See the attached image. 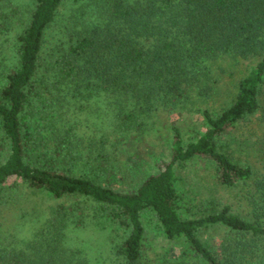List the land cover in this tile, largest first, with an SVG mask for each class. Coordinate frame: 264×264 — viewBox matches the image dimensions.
Listing matches in <instances>:
<instances>
[{
  "label": "trees",
  "instance_id": "obj_1",
  "mask_svg": "<svg viewBox=\"0 0 264 264\" xmlns=\"http://www.w3.org/2000/svg\"><path fill=\"white\" fill-rule=\"evenodd\" d=\"M27 6L0 0V38H12L0 59V202L11 209L29 189L54 204L29 236L0 248V264H264V0ZM244 62L230 101L216 103L213 72ZM188 104L202 130L185 140L172 124L168 153L131 178L120 149L131 139L150 150L154 115ZM93 119L105 128L90 140ZM133 154L130 166L142 160ZM194 162L232 191L226 202L182 190L178 173ZM95 240L110 259H92Z\"/></svg>",
  "mask_w": 264,
  "mask_h": 264
},
{
  "label": "rangeland",
  "instance_id": "obj_2",
  "mask_svg": "<svg viewBox=\"0 0 264 264\" xmlns=\"http://www.w3.org/2000/svg\"><path fill=\"white\" fill-rule=\"evenodd\" d=\"M19 10L24 11L27 8V4L29 0H11ZM76 3H67L62 7V13L67 18L70 15H73L76 10L79 8L76 7ZM20 13H24L21 12ZM87 16V15H86ZM88 17V16H87ZM16 26H19L17 23ZM58 29L55 28L50 31L48 35V40L46 42V51H49L53 45L56 37H58ZM55 37V38H54ZM11 39H6V37L1 36L0 38V59L5 53L4 56L7 58L11 57ZM248 62H244L241 65L231 68L226 65L225 63L222 65L226 68L227 73L223 74L219 70H215L213 72V77L218 78L217 83L215 84V88L217 89V93L219 96H216V103H228L230 101V97L232 96L233 92L235 91L234 84L238 80V78L244 74V70L247 68L246 64ZM228 74H233L232 76L228 77ZM218 75V77H217ZM97 100V101H95ZM209 101V100H208ZM98 99H94L93 103H97ZM211 102V99H210ZM98 105L101 106V103L98 102ZM205 103H201L198 109H202ZM195 105L188 104V107L183 111H171V110H162L160 113H156L153 118V124L150 126V130L146 133L147 143L150 150L144 147L142 144L140 146H136L135 140H128L130 144L129 149L121 148L120 154L118 155L117 164L124 166L126 168V173H129L131 178H135L140 176L142 172H152L153 167V157L155 155H166L168 153V147L171 137V126L172 124H178L181 127L183 138L189 139L191 136L195 135L196 132L202 130L201 120L202 115L201 111H193ZM90 126L85 129V134L88 139H93L94 137L99 136L98 131L101 132L104 130L105 126L101 129V125L99 124L98 120L93 119L90 120ZM137 133V132H136ZM138 135V134H137ZM125 149V150H124ZM139 151V157L142 160H136L130 166L129 161L127 158L129 156L133 157L134 151ZM134 158V157H133ZM139 162V164H138ZM121 175V173H119ZM179 185L182 187V190L191 191L192 194L197 195L198 197H206L214 195L221 200V203L226 202L227 199L231 197L232 191L222 189L221 187H216L215 184L210 179L208 175V171L204 170L203 165L199 162L190 163L185 169L180 170L179 173ZM18 199L20 200L16 203L14 207L6 208L7 205L3 206L0 202V248L4 246H9L10 244L18 243L22 237L26 238L29 236L30 231L33 227H36V223L41 222V218L37 219L36 215L40 214L44 217L45 213L47 212V208L54 204V201H51L46 195L31 192L29 189H22L19 190L17 193ZM37 205V206H36ZM36 207L37 211H32V207ZM30 207L31 210L28 209ZM4 208V209H3ZM26 210V216H22V212ZM22 217V218H20ZM32 219V220H31ZM37 219V220H36ZM91 238L95 235L89 234ZM148 236L149 240L151 241V245L154 251L160 250V245L162 242L160 240H156L155 236L156 233L151 227L148 229ZM94 241V240H93ZM98 241L95 240L94 246H92L90 251V256L93 257L92 259L98 260V263L101 261L110 259L112 253L106 247L105 243H97Z\"/></svg>",
  "mask_w": 264,
  "mask_h": 264
}]
</instances>
